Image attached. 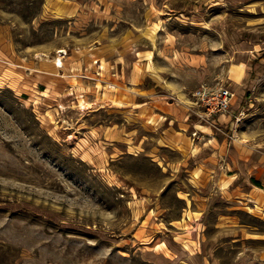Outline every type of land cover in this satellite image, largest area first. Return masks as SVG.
<instances>
[{
  "label": "rangeland",
  "instance_id": "1",
  "mask_svg": "<svg viewBox=\"0 0 264 264\" xmlns=\"http://www.w3.org/2000/svg\"><path fill=\"white\" fill-rule=\"evenodd\" d=\"M0 264H264V0H0Z\"/></svg>",
  "mask_w": 264,
  "mask_h": 264
},
{
  "label": "built area",
  "instance_id": "2",
  "mask_svg": "<svg viewBox=\"0 0 264 264\" xmlns=\"http://www.w3.org/2000/svg\"><path fill=\"white\" fill-rule=\"evenodd\" d=\"M233 94L226 86L207 88L199 86L192 92L191 103L197 107L199 117L209 118L226 112L231 105Z\"/></svg>",
  "mask_w": 264,
  "mask_h": 264
},
{
  "label": "bare ground",
  "instance_id": "3",
  "mask_svg": "<svg viewBox=\"0 0 264 264\" xmlns=\"http://www.w3.org/2000/svg\"><path fill=\"white\" fill-rule=\"evenodd\" d=\"M57 60L59 61L58 63H60V64H61V60H60V59H56L55 61H57Z\"/></svg>",
  "mask_w": 264,
  "mask_h": 264
},
{
  "label": "crops",
  "instance_id": "4",
  "mask_svg": "<svg viewBox=\"0 0 264 264\" xmlns=\"http://www.w3.org/2000/svg\"><path fill=\"white\" fill-rule=\"evenodd\" d=\"M219 118V117H218Z\"/></svg>",
  "mask_w": 264,
  "mask_h": 264
}]
</instances>
